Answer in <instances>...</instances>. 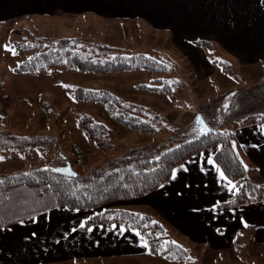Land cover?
Masks as SVG:
<instances>
[{"label": "rangeland", "instance_id": "rangeland-1", "mask_svg": "<svg viewBox=\"0 0 264 264\" xmlns=\"http://www.w3.org/2000/svg\"><path fill=\"white\" fill-rule=\"evenodd\" d=\"M100 12L75 14L55 10L47 16L24 14L0 23V79L9 97L26 100L28 106L32 107V110H29L17 104L13 109L11 106L3 109L1 104L0 130L15 135L48 138V142L43 146L0 151V177L39 166L59 169L66 165V161L71 163L72 170L77 174H85L100 169L108 162L119 161L149 147L154 149L157 144L174 134L195 136L198 133L193 127L196 115H206L205 120L211 121L215 126L214 130L221 131L223 128L220 127L232 126L237 121L245 122L244 116L255 113L256 108L262 106L264 64L242 66L233 63L228 73L231 77L226 75L228 79L222 77L223 82L219 81L223 86L221 88L217 77L204 79L201 76V73L206 72L204 63L202 60L198 62L200 58H196L195 54L190 55L187 51L189 40L196 39L192 29L183 31L182 28L173 26L166 21V15L128 14L124 17ZM13 30L22 32V35H27L28 31L54 39H88L94 43L107 44L126 54H144L152 57L166 65L168 70L165 73L138 70L93 76L68 68H58L49 72L17 74L13 70L27 54L15 50ZM214 48L211 46L210 51L216 54L221 52ZM195 51L200 56V52ZM186 57L193 61L194 66ZM164 82L171 84L176 96L175 102L133 88L137 84L160 86ZM69 86L107 90L125 100L153 108L162 115L161 122L157 124L158 133L149 137L119 128L112 146L95 161L89 157L85 167H81L74 162L77 155L73 152V147L87 150L91 148V142L79 131L76 113L83 111L95 120H103L109 126L115 125L104 116L99 117L97 106L75 103ZM230 88L229 93L221 94ZM252 89L257 93L255 96L259 101L255 104L249 100L248 93H252ZM38 101L45 102L47 108ZM62 113L61 122L58 123ZM157 155L159 153H154V156ZM106 207L138 212L143 209L130 202H113ZM153 218L159 220L155 215ZM169 229L170 227L166 226V240L171 239L169 234L172 232ZM173 242L183 243L177 239ZM183 246L190 249L187 257L191 264H264V248L246 245L245 242H241L235 250L217 253L189 243ZM107 264L174 263L154 256H142L133 260H112Z\"/></svg>", "mask_w": 264, "mask_h": 264}, {"label": "trees", "instance_id": "trees-1", "mask_svg": "<svg viewBox=\"0 0 264 264\" xmlns=\"http://www.w3.org/2000/svg\"><path fill=\"white\" fill-rule=\"evenodd\" d=\"M26 32L27 35H22V32L13 30L15 50L27 54L14 68L13 71L17 74L49 72L58 68H68L93 76L138 70L165 73L168 70L166 65L152 57L144 54H126L107 44L94 43L88 39H54ZM192 44L204 52H210L211 43L208 41L195 40ZM211 64L219 67L224 73L230 71V65L222 60L211 57ZM68 88L75 103L97 106L99 117L104 116L115 125L109 126L103 120H95L83 111L76 113L79 131L91 142V148L87 150L73 147V152L77 155L74 162L81 167H85L89 157L95 161L112 146L119 128L149 137L158 133L157 124L161 122L162 115L153 108L125 100L107 90L79 86ZM133 88L161 96L170 102L176 101L173 88L168 82L160 86L137 84ZM38 102L47 108L45 102ZM1 104L3 109L7 106L13 109L20 104L23 108L32 110L26 100L9 97L0 79ZM260 108L261 106L256 108L255 113L244 116V120L247 124H261L264 131V114L259 113ZM62 116L63 113L60 114L58 123L61 122ZM205 121L211 131L203 136L188 137L177 133L157 144L154 149L149 147L119 161L108 162L98 170L74 177L50 166L34 167L24 172L1 176L0 229L60 207L88 211L91 214L85 221L86 225L117 224L140 235L147 245L148 252L154 257L174 264H191L187 257L190 249L173 242L172 239L166 240V226L161 221L154 220L151 213L111 208L106 205L145 197L168 182L175 168L191 157L210 151H213V162L235 187L233 198L217 207L233 208L251 200L264 201V182L258 179L256 167L244 164L231 133L225 130L215 131L211 121ZM47 142V137L15 135L0 130V151L31 149ZM154 153L159 155L154 156ZM66 163L71 166L70 162ZM239 241V237H236L235 249Z\"/></svg>", "mask_w": 264, "mask_h": 264}, {"label": "crops", "instance_id": "crops-1", "mask_svg": "<svg viewBox=\"0 0 264 264\" xmlns=\"http://www.w3.org/2000/svg\"><path fill=\"white\" fill-rule=\"evenodd\" d=\"M55 10L75 14L101 11L124 17L166 15V21L173 26L183 31L192 29L196 39L189 40L187 51L204 63L206 72L201 76L217 77L221 88L219 81L231 74L212 65L211 57L230 66L264 64V0H0V23L24 14L47 16ZM195 40L208 41L221 52H204L192 44ZM195 74L198 76L197 71ZM251 91L249 100L255 104L257 93ZM262 102L259 113L264 114ZM196 119L197 115L193 127L198 132ZM220 129L231 133L244 164L256 167L258 178L264 182L262 125L237 121ZM212 152L191 157L174 169L175 179L172 173L170 180L158 189L129 202L143 208L139 211H151L170 227L171 239L183 241L182 245L189 243L217 253L234 250L239 237L238 246L245 242L264 248V201L217 207L233 198L235 187L213 162ZM90 214L60 207L1 228L0 264H107L112 260L153 256L136 232L117 224L86 225Z\"/></svg>", "mask_w": 264, "mask_h": 264}, {"label": "water", "instance_id": "water-1", "mask_svg": "<svg viewBox=\"0 0 264 264\" xmlns=\"http://www.w3.org/2000/svg\"><path fill=\"white\" fill-rule=\"evenodd\" d=\"M199 120V123L197 122ZM196 128L199 132V136H203L207 133H209L211 130L207 127V125L204 123V121H202V118L200 115H197V119H196ZM56 171H59L65 175L68 176H76L77 173L75 171L72 170L70 164L66 163L65 166L59 168V169H55Z\"/></svg>", "mask_w": 264, "mask_h": 264}, {"label": "snow or ice", "instance_id": "snow-or-ice-1", "mask_svg": "<svg viewBox=\"0 0 264 264\" xmlns=\"http://www.w3.org/2000/svg\"><path fill=\"white\" fill-rule=\"evenodd\" d=\"M197 122L199 123V120H198ZM172 178H173V179H175V178H176L175 172L173 173V175H172ZM80 227H84V225H83V224H81V225H80Z\"/></svg>", "mask_w": 264, "mask_h": 264}]
</instances>
